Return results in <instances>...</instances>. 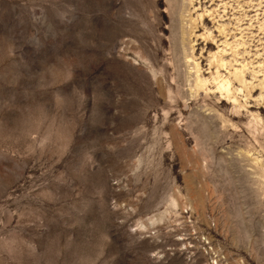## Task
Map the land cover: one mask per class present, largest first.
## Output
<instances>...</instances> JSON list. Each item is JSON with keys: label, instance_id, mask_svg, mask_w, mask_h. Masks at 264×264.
Returning a JSON list of instances; mask_svg holds the SVG:
<instances>
[{"label": "rangeland", "instance_id": "rangeland-1", "mask_svg": "<svg viewBox=\"0 0 264 264\" xmlns=\"http://www.w3.org/2000/svg\"><path fill=\"white\" fill-rule=\"evenodd\" d=\"M0 264H264V0H0Z\"/></svg>", "mask_w": 264, "mask_h": 264}, {"label": "bare ground", "instance_id": "bare-ground-1", "mask_svg": "<svg viewBox=\"0 0 264 264\" xmlns=\"http://www.w3.org/2000/svg\"><path fill=\"white\" fill-rule=\"evenodd\" d=\"M203 81H200L198 83L201 84ZM203 84V83H202ZM231 83L229 81L224 82L219 88L218 90L222 93V94H227V98L231 101L234 100V102H238L237 98L231 97V89H230ZM240 108H243V105H240ZM240 115V114H239ZM257 123H260V119L259 118H255Z\"/></svg>", "mask_w": 264, "mask_h": 264}]
</instances>
